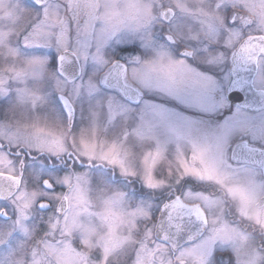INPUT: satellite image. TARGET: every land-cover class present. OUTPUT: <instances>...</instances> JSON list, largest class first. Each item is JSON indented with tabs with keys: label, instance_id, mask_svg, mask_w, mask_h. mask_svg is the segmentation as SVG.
I'll list each match as a JSON object with an SVG mask.
<instances>
[{
	"label": "snow or ice",
	"instance_id": "snow-or-ice-1",
	"mask_svg": "<svg viewBox=\"0 0 264 264\" xmlns=\"http://www.w3.org/2000/svg\"><path fill=\"white\" fill-rule=\"evenodd\" d=\"M17 3L15 21L0 18V55L6 54L9 62L14 38L21 28L25 33L31 28V9L36 7L33 0ZM164 7L152 0H65L54 10L44 6V24L39 27L53 25V31L55 26L63 31V9V17L87 26L143 29L175 14L173 7H168L161 16L159 9ZM186 7L192 9L187 13L189 18L204 19L205 8L233 14L239 10L246 26L256 30L248 37L249 44L264 47V0H234L229 5L188 3ZM193 23V31H198L200 20ZM32 32L25 35V46L28 40L44 35L39 28ZM259 58L264 59V51ZM150 63L158 76H171L176 67L163 52ZM9 126L17 129V143L0 141V264H264V178L233 176L206 155L210 149L194 146L190 156L176 162L180 178L194 176L221 185L225 202L235 206L242 224L227 221L219 204L202 211V205L189 206L177 198L164 209H153L147 201L157 186H166L153 183L161 177L151 153L143 160V186L128 192L118 187L121 176L135 177L138 173L130 166L127 142H104L93 134L79 140L73 137L69 143L66 136L33 120L9 121ZM25 139L28 151L20 147ZM81 161L90 167L100 161L113 171L119 169L120 175L113 177L103 168L95 170L97 175L78 171ZM169 174H174L171 167ZM145 209L152 220L156 212L161 213L158 226L144 214ZM193 217L205 226L208 238L204 244L182 246ZM217 245L223 246L226 256L217 255Z\"/></svg>",
	"mask_w": 264,
	"mask_h": 264
},
{
	"label": "flooded vegetation",
	"instance_id": "flooded-vegetation-1",
	"mask_svg": "<svg viewBox=\"0 0 264 264\" xmlns=\"http://www.w3.org/2000/svg\"><path fill=\"white\" fill-rule=\"evenodd\" d=\"M64 2L33 0L36 7L32 9L44 10L46 5L54 10ZM233 2L220 0L223 5ZM16 3L17 0H0V18L7 7L12 10ZM221 11L222 33L208 27L205 32L191 33L184 38L175 36L176 39L172 37L168 41L172 58L178 64L188 66L193 72L192 77L197 80L179 76L181 79H175L171 92L166 95L161 91V85H150V78L157 76L151 71L150 62L157 59L162 36L167 34L162 33V19L156 20L158 27L154 25L152 28L150 47H145L139 36H127L124 28L110 30L103 26H81L79 21L63 17L61 9L65 24L63 31L58 26V47L48 61L49 69L59 78L58 91L51 89L53 109L49 112L29 111V81H25L24 85L23 81L5 80L3 74L7 75L10 70L1 68L0 64V141L8 143L11 139L15 146L17 129L10 127L9 121L19 124L33 120L66 136L69 143L73 137L79 140L93 134L99 135L104 142L115 141L119 145L127 142L126 151L129 152V148L140 151V156L129 162L138 175L121 176L118 187L128 192L142 187L140 176L144 174L143 160L147 157L144 153L154 152L152 156L156 159L157 175L161 177L158 181L154 180L155 185L166 187H156L152 199L147 201L149 207L161 209L164 203L175 202L177 198L189 205H202V211L215 209L219 204V211L227 221L241 225L235 206L230 201L225 202L221 185L194 176L181 179L176 164L185 156H190L194 146H198L210 149L206 155L221 163L222 170L233 176L264 178L260 165L264 153V59L259 58L264 47L249 44L248 37L255 35L256 30L246 26L239 10L235 14L225 9ZM232 21L235 23L232 24ZM211 30L217 33H209ZM16 38L21 41L18 42L19 48L23 50L24 47L25 51L27 48L29 55V47L33 45L28 40L25 46V40L20 36ZM58 56H61L60 71L57 68ZM232 62L235 67L231 81L233 86L230 87ZM131 74L138 75L135 77L140 84ZM125 87L135 89L137 96L131 99L123 95L121 88ZM66 101L72 109L70 118L64 108ZM163 108L171 112L172 143L169 149L165 147L167 151H163L161 143ZM178 142H181L179 148L176 147ZM20 147L28 151L26 139ZM170 167L174 170L173 175L169 174ZM98 168H103L113 177L120 175L119 169L113 171L100 161L91 167L87 161H81L77 170L97 175L95 170ZM146 191L151 192L149 189ZM154 200L157 202L154 203ZM159 213L156 212V219L152 220L151 214L144 210L156 226ZM190 228L189 234L181 241L182 246L204 244L208 238L205 226L194 217ZM217 248L218 256L227 255L222 245H217Z\"/></svg>",
	"mask_w": 264,
	"mask_h": 264
},
{
	"label": "rangeland",
	"instance_id": "rangeland-1",
	"mask_svg": "<svg viewBox=\"0 0 264 264\" xmlns=\"http://www.w3.org/2000/svg\"><path fill=\"white\" fill-rule=\"evenodd\" d=\"M152 2L155 3L157 6H159L160 4H163L164 6L173 7V11L175 14L171 16L172 17L171 20L170 21L168 20V22L160 20V23L162 25V33L165 32L171 37H174L175 39L176 37L177 38L187 37L191 33H195V32H205L209 29L208 27H212L220 33H222L224 29L223 26L221 25L222 23L221 12L222 11L216 12L213 9L212 12H209L207 11V8H205L202 11L206 19L201 18V17H196V16H192L189 18L187 16V13L192 12L191 8L186 7L188 3L220 4V0H152ZM181 9H183V11H181ZM41 10H43V8ZM41 10L31 9L32 17H31V20L29 21V23L31 24V28H29L27 33H25L24 29L21 28L20 32L17 35V36H20L23 40H25L24 37L26 34L33 35L32 29L39 28V30L44 33V35L39 39L33 38L29 40L30 42L29 44L33 45V47L32 46L29 47V55L27 54V48H26V51L24 47H22L23 50L19 48L18 42L19 43L21 42L20 39L14 38L13 42L15 45V49L13 52V58L11 62L8 61L6 55H3V56L0 55V64H1V68H4V69L8 68L10 70V73H8L7 75L3 74V78L5 80H11L13 82H18V83H20L19 81H23L24 85L26 84L25 81H29V111L32 110V111H40V112H49V111H52L53 109L51 89H56V90L58 89L57 87H59V78L52 70L49 69L48 61L50 59V54L53 53L58 47L60 29L58 28V26H55V31H53V25H45L42 28L39 27L40 25L44 24V19H43L44 10L43 11ZM197 10L201 11L200 9H197ZM18 15H19L18 14V3H16L15 5H13L12 10L7 7L5 11H3V13L1 14V18L12 21L13 19L16 20L18 18ZM198 19L200 20L199 30L193 31V27H194L193 22ZM84 25L85 24L81 23V26H84ZM154 25L157 26L156 21L155 23L151 24L149 27L143 28V29H134V28L125 27L123 32L127 33L128 34L127 36L129 37L133 36L136 38L137 36H139V38H141L142 41L144 42V46L150 47V40H151L150 33H152L151 31ZM217 31L215 32L214 30H211L208 32L216 34ZM162 35L163 34H161V36ZM163 36H162V39H163L162 44L160 48L159 49L157 48V49L163 53H166L168 57H170L171 60L174 61L175 65L177 66L172 71L171 76H165V75L158 76V74L155 73L157 76L150 78L151 80L150 85H153V86L161 85V89H162L161 91L164 92V94L169 95L172 89L171 88L172 80H175L181 77L183 79H191V81H193V80H197V78L192 77L193 72L190 71V68L188 66H185L184 64H178L176 62L177 60L175 58L174 59L172 58L171 56L172 54L170 53L169 46H168L171 44L168 43L169 40L165 37V35ZM214 36L216 37V35ZM154 48L156 49V46H154ZM29 62H32L31 65ZM28 63H29V68H28ZM33 68H35L36 71H33ZM150 73L151 72L149 71V74ZM131 75L132 76L134 75V78L136 79V83L140 84L139 79L136 78L138 77V75H135V74H131ZM162 113L163 114L161 116V122H160L161 134H162L161 143L163 145L162 146L163 151H167L165 147L169 149L170 144L172 143V139L170 136L171 135L170 134L171 133L170 131L171 112L170 110L163 108ZM177 130H181V129L177 127ZM181 142H184L186 145L188 144L186 141H181ZM181 142H178L176 144L177 148H179V144ZM130 149L131 151H129L128 154L132 157L131 160L138 158V156H140V151L134 150L132 148ZM153 153L154 152H152L151 154ZM148 154L149 152L144 153V155H148ZM153 183L155 185L154 181Z\"/></svg>",
	"mask_w": 264,
	"mask_h": 264
},
{
	"label": "water",
	"instance_id": "water-1",
	"mask_svg": "<svg viewBox=\"0 0 264 264\" xmlns=\"http://www.w3.org/2000/svg\"><path fill=\"white\" fill-rule=\"evenodd\" d=\"M167 8H168V7H166V8H162V9L160 10V13H159V14H160L161 16H163V12L166 11ZM170 18H171V16H169V17H167V18H164V19H162V20H163V21H168ZM165 37H166L169 41L172 40V37H171L170 35H168V34H166ZM60 57H61V56H58V57H57V68H58L59 71H60V68H59ZM234 67H235V66H234V62H232L231 66H230V72H231V78H230V82H229V86H230V87L233 86L232 83H231V81H232V76H233V69H234ZM229 86H228V87H229ZM121 92H122L123 95H125V96H127V97H129V98H131V99H133V98H135V97L137 96V91H136L135 89L133 90V89H131V88H129V87L121 88ZM63 104H64V103H63ZM64 108H65V110H66V112H67V114H68V117L70 118L71 115H72V109H71V107H70V105L68 104L67 101H66L65 104H64ZM263 155H264V153H262V162H260V165H261V169H262V172H263V175H264V160H263ZM171 203H173V202L164 203L161 209H164L168 204H171ZM189 206H191V205H189ZM160 215H161V213H159V217H160ZM193 218H194V217H193ZM191 222H192V221H191ZM157 226H158V224H157ZM189 229H191V228L189 227ZM189 229L186 230V233H185L184 236H186L187 234H189V232H190Z\"/></svg>",
	"mask_w": 264,
	"mask_h": 264
}]
</instances>
